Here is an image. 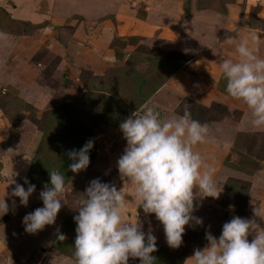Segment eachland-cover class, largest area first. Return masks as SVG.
Returning <instances> with one entry per match:
<instances>
[{
  "label": "rangeland",
  "instance_id": "obj_1",
  "mask_svg": "<svg viewBox=\"0 0 264 264\" xmlns=\"http://www.w3.org/2000/svg\"><path fill=\"white\" fill-rule=\"evenodd\" d=\"M17 1L19 0H9V5L13 8L9 7V10L15 19H11V15L0 7V32L7 33L15 40H20L24 49H32L41 43H44V47L40 50L36 49L30 61L18 64V68L15 69L16 64L14 63L21 62L23 56L29 55L16 53L11 45L0 43L2 125L15 129L17 131L15 136L18 135L19 141L17 145L2 146L0 173L2 167L11 162V159L5 160L1 155H16L17 152H12V150L18 151L17 148L24 145L30 147L33 143L31 149H36V156L27 179L30 183L39 186V189H43L45 184H50L49 171L58 170L65 174L69 190L66 191V195L64 193L65 205L60 212L66 209L73 213L70 212L71 217L62 221L60 231L62 234L65 231L72 233V230L75 231V226L69 223L71 222L69 219L72 220L75 215H78L76 211L79 206L78 201L83 198L82 194L86 187L94 179L103 182L101 178H105L103 183H109L107 178L110 174L105 172L107 168L93 164L76 181V177L81 172L74 174L69 170L71 161L66 152L82 148L90 139L94 140V147L90 152V163L97 157L100 147H109V150L115 151L121 146L124 150L126 141L120 131V123L133 112L138 111L142 114L140 112L142 106L149 101L158 106L163 116L176 113L180 103L188 99L184 97V86L191 90L195 86L193 83L181 84L184 79H180L181 81L173 79L177 72L188 69L189 63L194 62L193 54L178 51L177 46L185 42L189 47L194 40L193 47L203 49L227 35V31L225 32L220 27L216 28L218 22L214 20L213 24L210 22L212 20L210 16L226 14L224 2L231 3L235 0H177L176 9L179 14L175 20L159 21L162 26H171V29L176 27L177 23L178 25L185 24L186 31H189L188 37L190 38L187 37L189 41H186L187 38L179 40L177 36L154 40V38L117 35L115 17L109 15V0H96L94 4L97 10L92 14L73 11L77 7L73 9L69 7L67 12L71 13L64 16L65 20L62 23L44 31V27L52 25L49 21H41L42 17H38L33 23L19 16L16 17L21 10V5H17ZM135 1H133L134 4ZM36 4H38L35 8L36 13L40 15L45 10L44 7L48 6V10L51 8L48 2L36 1ZM94 4L89 3V6L94 7ZM134 4L133 8L138 13H143L144 10ZM258 9V6H253L248 12L247 9L244 10L243 30L231 37L239 39L251 32L257 37L258 43V39L264 35V32L260 31L264 27H261L256 20ZM80 14H86L87 18ZM181 19H185L186 23ZM207 28H213V30L208 31ZM204 31H208L207 34L210 32V35L204 34ZM170 33L173 32L169 29L162 30V34ZM166 39L177 41L178 45L173 42L168 45ZM224 46L229 51L233 50L232 46L227 43L217 47V50ZM261 47L264 51V40ZM262 51L260 50L264 55ZM60 56L63 57L59 58ZM9 80L11 84L6 86ZM29 82L42 89L41 95L44 97L38 96L37 102H26L21 96L23 94L20 92V85L25 87V84ZM170 82L172 83L169 84ZM220 86H225V90L226 81L224 79ZM163 87L166 88L158 97L157 94ZM190 101L196 103V105H190L193 118L209 125V137L213 138L215 145L219 144L217 141L220 136L230 139L227 144L221 145L224 146L225 151L222 157L219 156V160L222 158L223 160L219 161L217 164L219 167L216 169L219 173L217 180L221 185V190L223 188L221 196L218 199L207 197L208 201L197 198L195 201L198 207L194 215L203 219V226L186 228V236L179 249L170 251L157 244L169 253L167 258L171 259L174 264H185L190 252L195 248L206 246L205 233L207 230L210 229L211 233L215 232L217 226L219 229L220 224L223 225L230 221L233 216L252 218L253 209L260 210L258 202L264 195V176L256 177L258 181L256 196L259 201L252 199L251 189L254 181L252 179L264 168V130L254 129L247 123V106L245 110H236L222 103L202 106L193 100ZM214 104L219 107H212ZM65 105L66 107L62 108ZM6 139L9 141V137ZM211 149L198 151L209 161L213 156ZM104 154L107 156L106 153ZM115 154L113 152L112 156ZM30 160L31 158H25L19 161L18 165L20 166L23 162L24 165L29 164ZM208 163L212 167L215 165L213 159ZM114 170L112 171L116 179L114 184L120 186L121 176L117 175ZM8 203L11 209V201L8 200ZM230 206L234 210L230 211ZM146 217L149 219L143 220L145 221L143 228L145 232L148 231L149 226L155 224L149 216ZM68 235L70 239L76 237V233ZM55 247L48 249L49 257L43 253L41 260L39 257L37 259L39 262L34 264H55L54 259L56 260L60 254L73 259L74 247L66 245L61 248ZM39 252L41 254V251ZM132 264H140V261L136 259Z\"/></svg>",
  "mask_w": 264,
  "mask_h": 264
},
{
  "label": "clouds",
  "instance_id": "obj_2",
  "mask_svg": "<svg viewBox=\"0 0 264 264\" xmlns=\"http://www.w3.org/2000/svg\"><path fill=\"white\" fill-rule=\"evenodd\" d=\"M0 43L10 46L7 33L0 32ZM225 43L232 46L230 55L235 57L219 60L225 91L247 106V123L264 130V55L259 53L257 37L250 32L239 39L229 36ZM140 112H133L119 125L126 147L117 168L121 179H127L132 186L133 199L129 200L115 184L90 181L78 201V215L74 216L77 227L72 264H129L130 258L138 259L140 264H157L153 255L158 251L157 237L151 226L145 232L139 219L127 221L125 214L130 207L138 205L145 216L154 215L163 227L168 246L179 249L186 226H203V219L194 215L197 198L218 199L223 191L215 178L216 169L195 150L208 142L210 128L193 118L190 105L184 104L182 114L165 117L149 101ZM93 147L94 140L90 139L82 148L66 152L72 173L88 169ZM49 175L50 184H45L39 193L43 207L23 218L28 234L55 225L65 205V174L53 170ZM12 184L15 187L11 193L0 197V217L10 211L9 199L13 209L15 198H19L20 206L27 207L36 192V185L26 177L23 185L14 179L9 181ZM56 238L66 239L59 228ZM205 239L206 246L194 249L185 264H264V211L254 208L252 218L233 216L223 224L219 238L209 229Z\"/></svg>",
  "mask_w": 264,
  "mask_h": 264
},
{
  "label": "crops",
  "instance_id": "obj_3",
  "mask_svg": "<svg viewBox=\"0 0 264 264\" xmlns=\"http://www.w3.org/2000/svg\"><path fill=\"white\" fill-rule=\"evenodd\" d=\"M36 1H39L40 3L42 2H48V5L51 8L49 10L47 7H44L45 10H43L42 15L36 13V9L38 4H36ZM134 0H109V15H111L116 23L115 29L117 31V35L119 36H137V37H143V38H154L160 39V38H171L173 37H178L180 40L181 38H187L188 32L186 31L187 28H185V24L182 25H175L176 27H173L172 29L170 27L162 26L161 20H175L177 17V14H179L178 9H176L177 6V0H136L135 4L133 2ZM17 5H21V10L16 14V17H21L25 21H30L33 23V21H36L38 17H42L43 19L41 21H49L52 26H47L44 27L45 30H50L53 27L57 26V24L62 23L68 13H71L69 10V7L71 9L77 7L73 11H84L86 14H92L94 11H96V0H19L17 1ZM89 3L94 4V7H90ZM10 2L9 0L5 1H0V7H2L7 13L11 15V19H15V17L10 13L9 7L12 8V5H9ZM133 4L137 6L138 8L144 10L143 13H138L137 10H135L133 7ZM145 4V7H144ZM73 5V6H70ZM221 5V4H220ZM219 5V6H220ZM223 5V4H222ZM253 6H258L259 9L256 13V20L260 23L261 27H264V0H235L229 2H224V7L227 10V13L224 15H214L210 16V19H212L210 22L213 20L218 22V26L216 25V28L218 27L222 28L227 31V35L224 37H229L234 34H238L239 31L243 30V24L245 20V15L244 12L247 9V12L253 7ZM173 8L175 9L173 11ZM13 9V8H12ZM245 10V11H244ZM47 12V13H46ZM181 12V11H180ZM86 14H80L82 16H86ZM48 18V19H45ZM204 18V17H203ZM195 19V18H194ZM88 20V19H87ZM160 20V21H159ZM183 22L186 23L185 19H181ZM89 21V20H88ZM177 21V19H176ZM179 21V20H178ZM191 21V19H190ZM213 24V22H212ZM211 27V26H210ZM214 27V26H213ZM163 29H169L170 34H162ZM209 29L208 31H212L213 28H207ZM262 29V28H261ZM208 31H204V34H207ZM264 32L263 30H260ZM53 32V30H52ZM202 34V33H201ZM210 35V32L207 34ZM166 36V37H165ZM11 38L10 40V45L14 48V52L16 53H24V55L28 54L29 56L22 57L21 62H15V69L18 68V64H23L27 63L30 61V57H34L35 50L36 49H42L44 47V43H41L40 45L34 46L32 49H24L22 47V44L20 40H15L12 36L9 35ZM223 38H219L216 43L208 45L204 47L203 49H196L193 47V43L189 45V47L183 42L179 47L177 46L178 51H181L185 54H193V61L189 63L188 69L185 68L186 70L184 71H179L175 74L174 80L176 81L177 79H184L183 83H193L195 84L194 88L191 90V88H188L187 86H184V93L186 98L193 100L197 103H199L202 106H210L212 103H222L225 106L231 107L236 110H245V104L237 101L230 96H228L225 92H220L217 88V85L219 81L221 80V72L219 69V60L220 59H235L234 56L230 55L233 50H227V48L221 47L220 49L217 50V47L225 45V40ZM190 38V37H188ZM187 38L186 41H189ZM259 38V37H258ZM169 39H166V44H172L176 43L178 45L177 41H168ZM263 40H264V35L263 37L258 39V45L259 48V53L262 55L263 53L260 52L262 51L263 48ZM180 42V41H179ZM165 44V47L167 46ZM184 44V47L182 45ZM261 47V48H260ZM167 48V47H166ZM176 49V50H177ZM168 50V48H167ZM187 50V51H186ZM14 52H12L14 54ZM264 52V51H262ZM59 54V53H57ZM59 56V55H58ZM63 56H60L61 58ZM92 58V57H90ZM6 69V67H5ZM12 80V79H10ZM10 80L6 83L7 85H10ZM181 81V80H180ZM14 82V81H13ZM21 82V81H20ZM170 82L169 84H171ZM167 84V86H169ZM21 86V95L26 102L33 103L37 102L38 96H43L42 94V89L38 88V86L33 85V83L29 82L28 84H25V87L23 85ZM35 86V87H34ZM166 86V85H165ZM36 88V89H33ZM163 87L159 91L158 97H160L163 92H164ZM164 89V90H163ZM161 94V95H160ZM156 95V96H157ZM156 97V98H158ZM249 111V110H247ZM246 111V112H247ZM165 117H167L165 115ZM2 114L0 113V151L2 146H8V145H17L18 141V135L15 136L17 131L11 127L8 126H3L2 125ZM23 123H27L22 121ZM20 126H22L20 124ZM22 136V135H21ZM9 137V141L6 139ZM20 138V137H19ZM23 139L25 137L23 136ZM22 139V140H23ZM213 138L209 137V140L207 143L203 145L197 146L195 149L196 151H201V150H206L212 148L210 151L213 152V162H214V168L217 169L219 167L217 164L219 161H222V159L219 160V156L222 153H224V146H221L223 143H228L230 138H224V137H219L218 138V145H215V142L212 140ZM18 141V142H17ZM31 146L29 147L28 145L21 146L18 149V151L12 150V152H17L16 155H1V157H4L5 160L7 158L11 161L10 164L3 166L1 169V176H0V197H3L6 192L11 193L13 188L15 187V184L9 185V181L11 179H14L16 183H19L23 185L22 182H24L25 177L28 178V174L31 172L32 168V163L34 164V158L36 156V149L33 148L31 149L33 143L30 144ZM219 147V148H218ZM100 152L98 153L97 157L93 162L90 163L89 167L91 165H96V166H103L107 168L105 170L106 173L109 172L110 174V179L109 183L114 184L116 179L114 178V173L112 171L116 169L115 173L120 176L117 168V161L119 157L123 154V151L120 148H116L115 151L109 150V147H100ZM107 151L109 153H107ZM116 153L115 156H112V154ZM106 153L107 156L104 154ZM10 156V157H9ZM202 156H204L202 154ZM205 157V156H204ZM17 161H16V159ZM25 158H31L30 163H26L24 165L23 163L19 164V161H23ZM209 160L208 162L212 161ZM210 166L211 164L208 163ZM111 166V167H110ZM88 167V169H89ZM82 171L78 177H76V181L79 180V178L82 177ZM221 172V171H220ZM4 173V174H3ZM260 173V174H259ZM258 174H255L252 181V199H256V186H257V180L256 177L264 176V168L262 171H260ZM219 176V173L216 171V179ZM117 178V176H115ZM103 182L105 181V178H101ZM92 181V180H91ZM106 183V182H105ZM25 188L27 187L24 185ZM116 187L118 189L122 188V191L124 195L129 199L132 200V186L128 183L127 179H121V184L120 186ZM40 188V187H39ZM36 189V192L29 198V204L27 207L20 206L19 198L16 199V207L13 209L11 207L9 213L7 215H4L3 217H0V264H34L35 262H39L41 258L43 257V253L49 257V251L48 249L50 247L56 246L55 248H61L64 245L74 247V240L75 239H70L69 233H76V231H70L66 232L67 236L65 240L63 241H58L56 238V230L61 227V223L65 218H70V212L73 213V211H68L64 209V211L59 212L57 216V220L55 225L53 226H46L45 229L37 234H28L25 232L24 225L22 223L23 218L25 215L33 212L35 209L43 207V203L40 199L39 193L43 189ZM69 190V187H67V190ZM195 191V190H194ZM67 193L65 192V195ZM221 196V195H219ZM214 199V198H213ZM11 201V199H9ZM204 201H208V198H204ZM259 200H257L258 202ZM260 205V210L264 211V195L262 196L260 202H258ZM79 207V206H78ZM66 212H68L66 214ZM126 219L128 222H134L139 219V221L142 223L143 228L145 225V221L149 218L143 214V211L139 209L138 205L130 207L128 212H126ZM151 220L155 223L154 226H151L153 229V234L157 237V244L163 246L164 248L168 249L171 251V248L168 246L166 242V237L164 235V230L162 225L155 219V216H149ZM70 221L74 222V219L72 218L69 219ZM145 220V221H143ZM220 228L218 229V226L215 228L216 231L212 232V234L219 238L222 232V227L223 225H219ZM186 228H188L186 226ZM76 229V228H75ZM69 236V237H68ZM186 236V229H185V235L183 238ZM253 236H249V241H251ZM72 240V241H71ZM37 242V243H36ZM41 248V249H40ZM40 249V250H39ZM196 249V248H195ZM202 249V248H201ZM41 251V254L39 251ZM194 254V250L188 254V258L191 257ZM65 255H59L56 260L54 259V262L58 264H72V258L69 256L63 257ZM40 257V258H39ZM39 258V260H37ZM134 261L133 259H129V264H132ZM55 263V264H56Z\"/></svg>",
  "mask_w": 264,
  "mask_h": 264
},
{
  "label": "trees",
  "instance_id": "obj_4",
  "mask_svg": "<svg viewBox=\"0 0 264 264\" xmlns=\"http://www.w3.org/2000/svg\"><path fill=\"white\" fill-rule=\"evenodd\" d=\"M223 80V78L221 77V80L219 81V83H218V85H217V88H218V90L220 91V92H224L225 90H224V87L225 86H220V84H221V81ZM184 104H188V105H196V103H194V102H191L189 99H185V100H183L181 103H180V105H179V107L177 108V112H179V113H181L182 114V111H183V106H184ZM214 106H217L216 104H214L212 107H214ZM66 107V105L64 106V107H62V108H65ZM217 107H219V105L217 106ZM91 158H92V156H91ZM31 184H33V183H31ZM34 185H36V184H34ZM39 188V186H37L36 185V189H38ZM70 224H73L74 226H75V228L77 227V225H76V223L75 222H69ZM72 230V229H71ZM72 231H74V230H72ZM157 248H158V251L156 252V253H154L153 255L157 258V264H174L172 261H171V259H169V258H167V255L169 254L166 250H164V249H161L160 247H158L157 246Z\"/></svg>",
  "mask_w": 264,
  "mask_h": 264
}]
</instances>
